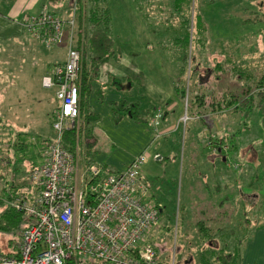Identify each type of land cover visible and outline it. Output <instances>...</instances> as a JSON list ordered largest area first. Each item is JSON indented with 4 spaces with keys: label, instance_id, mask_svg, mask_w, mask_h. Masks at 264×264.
Here are the masks:
<instances>
[{
    "label": "rangeland",
    "instance_id": "374dc122",
    "mask_svg": "<svg viewBox=\"0 0 264 264\" xmlns=\"http://www.w3.org/2000/svg\"><path fill=\"white\" fill-rule=\"evenodd\" d=\"M180 3L189 10L193 25L189 51L196 63L211 70L213 63L220 61L213 70L220 78L219 88L223 89L221 86L231 82L235 74L240 77V72L244 76L251 72V84L263 76L264 0H106L110 20L108 23L105 17L107 11H96L99 32L93 42L98 57L105 59L108 48L113 55L107 57L108 62L100 61L96 69L105 77L116 65L133 61L135 69L142 71V101L146 97L157 103L165 100L167 120L177 125L181 121V127L175 125L170 137H157L161 159L155 151H143L148 154L141 169V176L148 184L146 195H158L164 205L150 234L152 242L166 249H159L160 261L180 264L187 256L201 255L202 241L196 239V230L197 225L206 224L210 228L206 235L209 244L213 241L219 245L214 254L232 252L229 264H252L256 253L264 260V105L248 112L228 111L198 119L191 115V109L188 111V99L198 92L196 82H200V78L199 81L193 75L191 78V71L178 82L186 90L185 103L177 98L174 84L180 64L175 59L174 47L180 43L184 30L171 12ZM56 5L70 9L65 14L68 19L60 17L66 22L61 43L28 39L0 45V187L8 186L5 183L14 178L25 189L21 195L26 197L27 192L31 197L36 194L38 187L29 176L35 167L45 163V143L55 136L52 117L59 104L57 88L44 87L42 80L57 63H63L68 52L71 38L68 21L75 19L78 31L74 0ZM255 15L261 18H253ZM107 36L108 47L104 45ZM175 36L178 38L174 39ZM82 71L83 51L80 79ZM214 81L205 84L215 85ZM174 102L178 103L177 108L168 112ZM157 111L163 114L162 108ZM148 114L149 111L144 117L149 119ZM204 130L219 137L240 130L238 136L227 141L231 149L225 152L226 161L212 152ZM147 137L148 132H144L136 143L118 148L132 153ZM95 162L86 165L81 152L78 173L83 184L90 179V173L86 172H92L93 165L102 164ZM108 169L105 174L118 171L115 164ZM258 240L260 245L255 252ZM20 243L21 234L0 232V251H17Z\"/></svg>",
    "mask_w": 264,
    "mask_h": 264
},
{
    "label": "built area",
    "instance_id": "2783aa9c",
    "mask_svg": "<svg viewBox=\"0 0 264 264\" xmlns=\"http://www.w3.org/2000/svg\"><path fill=\"white\" fill-rule=\"evenodd\" d=\"M65 61L43 77L46 88L56 87L58 107L53 115L54 139L46 141V161L30 173L37 187L35 196L21 195L13 206L23 212L26 224L15 255L0 251V264H161L147 234L158 220V211L143 202L149 192L141 176L147 153L138 155L119 173L103 174L93 165L94 175L79 181L80 151H69L64 133L80 127L79 79L82 51L74 44L75 19ZM24 24L31 37L46 44L61 43L66 22L43 9L27 16ZM163 114L157 111L150 124L156 134ZM237 168V167H236ZM101 174V175H100Z\"/></svg>",
    "mask_w": 264,
    "mask_h": 264
},
{
    "label": "trees",
    "instance_id": "16d2710c",
    "mask_svg": "<svg viewBox=\"0 0 264 264\" xmlns=\"http://www.w3.org/2000/svg\"><path fill=\"white\" fill-rule=\"evenodd\" d=\"M64 0H50L51 3L57 4ZM106 0H74V10L77 14V24H78V31L77 26L75 27V39L74 44L78 47L79 50L83 51V71H82V91L84 89H89L88 87V81H91L93 75H97V69L96 66L99 64L100 61L108 60L110 57H112L113 54H111L110 49L108 48V53H106L105 58L102 59V57H98L95 53V44L93 40H95V37L98 35L99 30H97V24L98 19L96 17V11L98 10H104L107 11V15L105 16L108 18V23L110 20V14L108 8L105 6ZM180 5V6H179ZM179 7V8H178ZM172 15H174V19L177 23H180L183 27V32L181 35V38H179L180 43L178 46H175V59L180 64V71L176 77L174 87L177 91L178 97L182 102L185 103V97H186V90L184 86L179 85V81L185 77V74H188V72L191 71V78L192 75L194 76L196 82V90L198 92H194L192 98L188 99V111L191 109V115L198 118V119H204L206 117H209L212 114H217L221 112H239V111H251L253 109L262 108L264 105V74L261 76L259 80L255 79L253 84L250 83L251 80V72L246 71L248 74L246 76L243 75V72H240V77L235 74V78L231 82H226V85H222L221 88H219L218 84L219 77L214 75L213 70L215 67H218L220 64L219 62L213 63L211 66L213 67L211 70L207 68L204 65H200L196 63V60L194 59V56L191 55L189 51V41H190V35L192 33V27L193 25L190 22L189 17V10L184 8V3H180L177 5L176 9H173ZM191 12V11H190ZM58 16V15H56ZM60 17V16H59ZM255 19L261 18L260 15L253 16ZM251 20V19H250ZM200 29L202 27V24L199 23L197 25ZM68 34V30H66V35ZM193 34V33H192ZM108 35V33H107ZM68 38V35L66 36ZM178 37L175 36L174 39H177ZM194 40V39H193ZM109 38L107 36L106 39H104V45L109 46ZM201 59L204 60V57L202 55ZM200 62H203L199 60ZM196 63L194 67H192V64ZM222 63V62H221ZM90 66V67H89ZM191 66V67H190ZM89 67V68H88ZM193 71V73H192ZM99 74V73H98ZM245 77H248L249 79H246ZM212 79H215V85H206L205 83H209ZM81 87V86H80ZM202 91V92H200ZM88 95V94H87ZM80 98V127L82 131H77L76 127L71 128L67 130L63 135L62 143L66 149L69 151H75L76 148H79L80 154L82 152L83 159H85V150H84V144L86 137H89V132L91 133L93 131V122L96 119V115L92 113L89 108H87L85 102L84 104L81 102ZM83 109H86L83 111ZM115 112L118 113V116L116 120H120L125 116L130 117L134 121H137L139 123L143 124H150V119L153 115V110L148 109H142L139 102L135 101L132 102L129 106L126 105V103H117L115 107ZM149 111V119L144 117V114ZM144 112V113H143ZM180 125L181 127V121L178 123L177 127ZM179 127V128H180ZM239 131H235L231 135H227L226 137H219L217 134H212L208 138L209 140L215 138V151L217 152V155L226 157L227 160V154L226 151H229L231 149L230 145H227L228 139L231 137H236L239 134ZM79 133V137L77 136ZM86 136V137H85ZM83 137L85 139H83ZM1 150L3 152V149L1 147ZM224 160V161H226ZM87 163L95 162L93 159L86 161ZM96 163V162H95ZM87 165V164H86ZM100 168L101 172L105 174L106 172L110 171L108 169V165L106 164H99L97 166ZM106 167V168H105ZM128 167V166H127ZM235 167H239V165L235 164ZM89 174V173H88ZM108 174V173H107ZM101 175V174H100ZM90 176L94 177L93 174L90 172ZM95 178V177H94ZM14 180H10V182H6V185H2L0 187V232L1 233H12L13 235L21 234V232L24 229V226L26 224V215L19 211L16 207L13 206L14 202L17 200L18 197L22 193H24V190L19 187ZM148 187V185H147ZM149 191V190H148ZM144 196V197H143ZM143 202L149 203L150 205L154 206L155 209L158 211V220L159 215L161 214V210L163 209L164 205L162 204L161 200L157 198V195H142ZM22 220H24V226L21 225ZM158 220L156 223L152 226L151 230L147 234V241L152 244L155 255L157 256L158 261L161 264H168V262L160 261L159 259V249H162L165 251L166 249L163 246H158L156 243L152 242L150 240V234L154 227L158 224ZM210 228L206 226V224H199L197 225V234L196 239L202 241V248H200L201 255L196 256L191 255L187 256L186 260L181 262L180 264H229L233 259L232 252L225 253V254H214V252L219 249V245L216 244V242H211L209 244V241L206 238V235L208 234V230ZM188 230L186 236H188ZM205 245V246H204ZM204 246V247H203ZM203 250V251H201ZM2 251V250H1ZM4 252V251H2ZM6 253V252H4ZM17 252L13 249L7 251L6 254L15 255ZM241 262V259H240ZM69 264H72L71 262ZM95 264H100V262H96ZM101 264H109L107 262H102ZM174 264V263H173ZM241 264V263H240Z\"/></svg>",
    "mask_w": 264,
    "mask_h": 264
},
{
    "label": "crops",
    "instance_id": "0c3cea01",
    "mask_svg": "<svg viewBox=\"0 0 264 264\" xmlns=\"http://www.w3.org/2000/svg\"><path fill=\"white\" fill-rule=\"evenodd\" d=\"M64 2L65 0L60 3L62 4ZM44 8H47L48 12L58 15L64 19L69 18V16L65 15L69 14L70 12L68 7L53 4L50 2V0H0V45L8 41L23 40L27 42L28 39H33L35 42H42L30 36L28 29L24 24V18L27 16H37L43 12ZM62 48L65 47H61L60 49ZM57 52H55V54ZM66 55L67 51L63 62L66 59ZM129 56L132 57V54H129ZM108 61L109 60H107V62ZM57 64H61V62ZM98 73L97 75H93L91 81L87 82L89 89H84L83 92L80 93V98L82 100L81 102L83 104L85 102L87 108H89V110L96 115V119L92 124L93 131L91 133L89 132V137L85 136L86 139L84 138V150L86 155V160H84V163L86 164V161L93 159L96 162L106 164L110 167L115 164L117 167L116 170H118L116 173H119L124 171L127 166L138 156V154L140 155V153L146 149L152 151V153L155 151V154L159 156V159H161L160 157L162 155V150H160L159 144L157 143V137H170L174 126L177 125L176 122H171L170 119L169 121L167 120V114L164 112V107H167L168 104L164 103L165 100L157 103L152 98L147 99L146 96V101H142V71L135 69L133 61L126 60L123 63L116 65V67L111 68V70L107 72L108 75L105 77L102 76V73ZM111 75H113L112 79H110ZM82 80L83 79L81 77V91ZM174 90L177 98H179L175 87ZM142 94L144 97V93ZM136 100L141 102L142 109L153 110L152 118H154L157 110L162 108L163 118L159 125V131L161 132V135L156 134L157 132L154 126L151 124L146 125L139 123L128 116H125L118 121L116 120L118 116V113L115 112L116 104L123 102L129 106ZM177 106L178 103L174 102V104H171L168 107V112L173 111L177 108ZM85 110L86 109H83V111ZM204 131L203 133L206 132ZM144 132H148L147 139L132 153H126L123 149L118 148L121 145L136 143L137 139L141 138ZM204 136L207 138L210 135H208L206 132V135L204 134ZM215 138L216 136L212 140L207 139V141L212 147V152L217 155V152L215 151L216 145L214 144ZM115 147L118 148L116 151L113 150ZM164 148L167 149V147ZM142 175H145V170L143 171ZM6 181L8 180L6 179ZM144 182L147 184L145 180ZM27 193L31 195L30 192ZM157 198L160 200L158 195ZM259 241L260 240H258L256 243L255 252L258 251V247L260 245ZM251 263L264 264V260L260 259L256 253L255 259L252 260Z\"/></svg>",
    "mask_w": 264,
    "mask_h": 264
},
{
    "label": "water",
    "instance_id": "95a60500",
    "mask_svg": "<svg viewBox=\"0 0 264 264\" xmlns=\"http://www.w3.org/2000/svg\"><path fill=\"white\" fill-rule=\"evenodd\" d=\"M223 160H226V157H223Z\"/></svg>",
    "mask_w": 264,
    "mask_h": 264
}]
</instances>
